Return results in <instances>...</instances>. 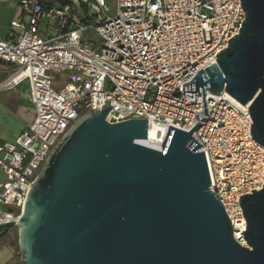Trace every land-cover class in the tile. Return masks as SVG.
<instances>
[{
    "label": "built area",
    "instance_id": "built-area-1",
    "mask_svg": "<svg viewBox=\"0 0 264 264\" xmlns=\"http://www.w3.org/2000/svg\"><path fill=\"white\" fill-rule=\"evenodd\" d=\"M114 1L111 15L106 0H20V15L0 34V60L14 65L15 76L0 90L26 81L35 106L34 120L15 141L0 142V227L21 219L31 187L73 125L88 111L112 107L110 122L146 119L157 150L173 128L201 124L193 136L235 235L237 222L246 220L240 196L264 187V145L251 135L250 104L226 90H205L207 116L202 95L191 99L183 85L217 64L216 55L240 34L244 0ZM82 7L97 10L95 22H83ZM89 30L101 40L100 52L85 41ZM64 72L73 75L55 88V75Z\"/></svg>",
    "mask_w": 264,
    "mask_h": 264
},
{
    "label": "water",
    "instance_id": "water-1",
    "mask_svg": "<svg viewBox=\"0 0 264 264\" xmlns=\"http://www.w3.org/2000/svg\"><path fill=\"white\" fill-rule=\"evenodd\" d=\"M243 5L240 34L183 94L202 95L207 116L205 90L250 104L251 135L264 145V0ZM111 108L88 111L73 125L31 187L21 219L0 227V238L18 228L19 264H264V187L240 196L242 245L210 189L193 136L201 124L173 128L157 150L140 143L146 119L110 122Z\"/></svg>",
    "mask_w": 264,
    "mask_h": 264
},
{
    "label": "crops",
    "instance_id": "crops-1",
    "mask_svg": "<svg viewBox=\"0 0 264 264\" xmlns=\"http://www.w3.org/2000/svg\"><path fill=\"white\" fill-rule=\"evenodd\" d=\"M13 5L0 1V16L8 12L4 22L0 20V34L6 35L9 32L10 23L17 17ZM14 65L0 60V84L12 77ZM29 84L25 81L17 86L0 91L5 92L0 99V142H13L24 128L31 123L33 118L25 115V109L35 110L34 104L28 98ZM8 250L9 256L0 258V262H5L12 257V249L5 246L0 252Z\"/></svg>",
    "mask_w": 264,
    "mask_h": 264
},
{
    "label": "rangeland",
    "instance_id": "rangeland-1",
    "mask_svg": "<svg viewBox=\"0 0 264 264\" xmlns=\"http://www.w3.org/2000/svg\"><path fill=\"white\" fill-rule=\"evenodd\" d=\"M0 1H2L4 3H7V4L13 5L14 12L17 11L16 15L17 16L20 15L21 10H20L19 5H18L20 0H0ZM45 3H46V6L51 7L50 3H47V2H45ZM106 5L111 10V12L109 14H111V15L114 14L115 11H116V2L114 0H106ZM7 14H8V12L2 13V15L0 16L1 22L6 21ZM79 15H80L81 19H83V22L88 24V22L89 23L95 22V20L98 17L97 16L98 12H97V10H95L92 7H82V9L80 10ZM88 15H90V16H88ZM85 19H87V20H85ZM52 36H53V33L50 34L48 37H52ZM85 41H87L91 45H95V47H93V49L96 52H100L101 51L100 48H99V46L101 45V40L99 39L97 34H95V32H93L92 30H89L87 32L86 37H85ZM71 75H73V73H71V72H64V73L56 74L55 75V81H54V87L58 88V89L63 87L68 82V79H69V77ZM4 93L5 92L0 91V99H1V96L4 95ZM24 114L25 115H29L30 118H33L35 116V110H33V109H25ZM7 243H8L7 239H5V238L4 239H0V248L5 246ZM245 246H247V245H245ZM11 247L14 250L13 263H18L19 264L20 263L19 262V260H20V248H19V231H18V228H14L12 230Z\"/></svg>",
    "mask_w": 264,
    "mask_h": 264
},
{
    "label": "bare ground",
    "instance_id": "bare-ground-1",
    "mask_svg": "<svg viewBox=\"0 0 264 264\" xmlns=\"http://www.w3.org/2000/svg\"><path fill=\"white\" fill-rule=\"evenodd\" d=\"M15 76H12L11 78H9V80L3 82V85L6 86L9 84L10 81H12V79H14ZM157 137L155 135L154 130L151 129L150 133H149V137L144 140V141H140L141 144L146 145L148 147L154 148V149H158V146L156 144L157 142ZM246 220H243L241 222H237L236 224V230H235V237L236 239L242 244V245H247L245 237L242 233H244L246 231ZM13 252V249H12ZM7 256V251H3L0 252V258H5Z\"/></svg>",
    "mask_w": 264,
    "mask_h": 264
},
{
    "label": "flooded vegetation",
    "instance_id": "flooded-vegetation-1",
    "mask_svg": "<svg viewBox=\"0 0 264 264\" xmlns=\"http://www.w3.org/2000/svg\"><path fill=\"white\" fill-rule=\"evenodd\" d=\"M14 228H17V227H14ZM14 228H12V229L8 232V234H7L6 236L0 238V239H4V238L7 239V240H8V243H7L5 246L10 247L11 249H12V247H11V243H12V230H13ZM5 246H3L2 248H4ZM2 248H0V250H1ZM4 251H5V250H4ZM6 251H7V256H6V257H8L10 252H9L8 250H6ZM2 252H3V251H2ZM13 259H14V254L12 255V257H11L9 260H7V261H5V262H0V264H18V263H13Z\"/></svg>",
    "mask_w": 264,
    "mask_h": 264
}]
</instances>
